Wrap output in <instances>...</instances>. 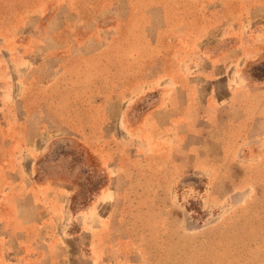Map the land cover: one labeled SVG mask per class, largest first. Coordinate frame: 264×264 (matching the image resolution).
Masks as SVG:
<instances>
[{
	"label": "rangeland",
	"instance_id": "1",
	"mask_svg": "<svg viewBox=\"0 0 264 264\" xmlns=\"http://www.w3.org/2000/svg\"><path fill=\"white\" fill-rule=\"evenodd\" d=\"M0 264H264V0H0Z\"/></svg>",
	"mask_w": 264,
	"mask_h": 264
}]
</instances>
